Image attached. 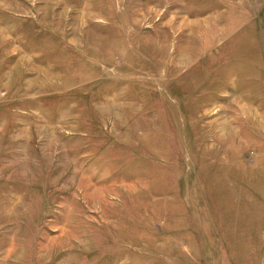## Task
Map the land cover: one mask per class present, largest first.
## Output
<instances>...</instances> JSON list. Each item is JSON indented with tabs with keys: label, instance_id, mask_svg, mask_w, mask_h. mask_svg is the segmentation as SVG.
<instances>
[{
	"label": "rangeland",
	"instance_id": "1",
	"mask_svg": "<svg viewBox=\"0 0 264 264\" xmlns=\"http://www.w3.org/2000/svg\"><path fill=\"white\" fill-rule=\"evenodd\" d=\"M0 264H264V0H0Z\"/></svg>",
	"mask_w": 264,
	"mask_h": 264
}]
</instances>
